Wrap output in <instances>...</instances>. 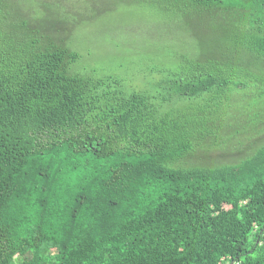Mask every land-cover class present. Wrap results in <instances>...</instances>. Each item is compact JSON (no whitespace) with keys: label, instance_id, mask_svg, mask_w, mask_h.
Instances as JSON below:
<instances>
[{"label":"trees","instance_id":"obj_1","mask_svg":"<svg viewBox=\"0 0 264 264\" xmlns=\"http://www.w3.org/2000/svg\"><path fill=\"white\" fill-rule=\"evenodd\" d=\"M32 1L0 0V264H264V143L188 164L240 131L218 142L221 105L190 132L176 113L254 87L246 130L264 124V0H177L231 44L162 69V93L80 70Z\"/></svg>","mask_w":264,"mask_h":264},{"label":"rangeland","instance_id":"obj_2","mask_svg":"<svg viewBox=\"0 0 264 264\" xmlns=\"http://www.w3.org/2000/svg\"><path fill=\"white\" fill-rule=\"evenodd\" d=\"M28 7L33 17L44 13L49 27L56 23L60 31L57 34L69 37L81 53L80 70L116 73L133 86L161 93L164 90L156 81L164 77L162 69L178 71L195 57L194 50L201 57L202 53L209 55L212 49L220 52V48L231 44L230 33L222 24L177 0H45L43 6L32 1ZM253 90L254 87L232 91L219 101H212L207 94L176 105V113L182 115L178 119L187 132L195 131L206 120L205 111L220 105L219 114L227 110L235 119L228 113L224 119L220 117L224 126L218 131V142L240 131L237 138L219 147L212 146L208 137L203 141L206 147L198 149L188 164L237 161L264 143V124L255 132L246 130L250 122L257 121V113L250 110L257 104Z\"/></svg>","mask_w":264,"mask_h":264}]
</instances>
